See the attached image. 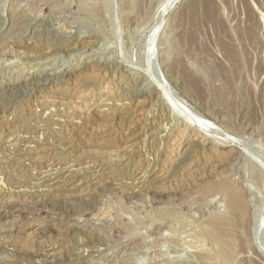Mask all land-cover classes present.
I'll return each instance as SVG.
<instances>
[{"label":"rangeland","instance_id":"rangeland-1","mask_svg":"<svg viewBox=\"0 0 264 264\" xmlns=\"http://www.w3.org/2000/svg\"><path fill=\"white\" fill-rule=\"evenodd\" d=\"M0 117V264H264V0H0Z\"/></svg>","mask_w":264,"mask_h":264},{"label":"bare ground","instance_id":"bare-ground-1","mask_svg":"<svg viewBox=\"0 0 264 264\" xmlns=\"http://www.w3.org/2000/svg\"><path fill=\"white\" fill-rule=\"evenodd\" d=\"M176 1V0H175ZM178 1V0H177ZM171 6V5H170ZM173 6V5H172ZM170 8V7H169ZM168 8V9H169ZM256 17V16H255ZM255 19V18H254ZM258 19V18H257ZM259 20V22H260V19H258ZM255 21V20H254ZM253 21V23H255ZM258 22V21H257ZM256 22V23H257ZM254 25V24H253ZM256 26V25H255ZM69 35V34H68ZM78 37V36H77ZM82 41H83V39H82ZM83 45V44H82ZM91 45V44H90ZM81 47V46H80ZM83 47V46H82ZM51 48H54V47H52L51 46ZM58 48V47H57ZM62 48V47H61ZM84 48V47H83ZM60 49V48H59ZM81 49V48H80ZM52 50V49H51ZM45 51V50H44ZM42 53H43V51H42ZM45 53L47 54L48 53V51H45ZM39 54V53H38ZM41 54V53H40ZM42 55V54H41ZM234 56V55H233ZM34 57V56H33ZM50 57V56H49ZM46 58V57H45ZM235 59H236V57H234ZM42 60H43V58H42ZM48 60V59H47ZM88 63V62H87ZM92 63V62H91ZM48 65V64H47ZM131 65V64H130ZM134 66H135V64H134ZM32 67V66H31ZM42 67V66H41ZM103 67V66H102ZM43 68V67H42ZM31 69V68H30ZM41 69V68H40ZM55 70V69H54ZM129 70H132V72H134V74H137V75H139L140 76V71H139V69H135V67L134 68H132V67H130L129 66ZM183 74H184V77H185V82H187V87H188V92L191 94V96H192V92L194 93V91L196 90V86H197V82H195L194 80H191L190 78H189V76H188V70L186 69V68H183ZM125 71V70H124ZM145 71V70H144ZM53 72V71H52ZM52 72H50V73H52ZM56 72V71H55ZM108 72V71H107ZM45 73V72H44ZM115 73V72H114ZM127 73H129V72H127ZM131 74V73H130ZM143 74V73H142ZM40 75V74H39ZM42 75V74H41ZM63 75V74H62ZM143 76V75H142ZM153 78L154 77H156V76H152ZM135 78V77H134ZM152 78V79H153ZM156 79V78H155ZM36 80V79H35ZM132 80H134V79H132ZM154 80V79H153ZM157 80H159V79H157ZM22 81V80H21ZM21 81H20V83H21ZM184 81V80H183ZM130 82V81H129ZM133 82V81H132ZM147 82V81H146ZM155 82V81H154ZM160 82V81H159ZM162 82V81H161ZM164 82V81H163ZM163 82H162V85H164L163 84ZM152 83V82H151ZM150 84V83H149ZM156 84H157V82H156ZM143 85V84H142ZM141 85V86H142ZM36 86V85H35ZM147 86V85H146ZM150 86V85H149ZM157 86V85H156ZM159 86H161V85H159ZM27 87H29V86H27ZM155 87V86H154ZM163 87V86H162ZM161 87V88H162ZM166 87V86H165ZM139 88V87H138ZM141 88V87H140ZM147 88V87H146ZM184 88V87H183ZM21 89V88H20ZM132 89V88H131ZM130 89V90H131ZM142 89V88H141ZM141 89H139V90H141ZM150 89V88H149ZM165 89V88H164ZM136 90V89H135ZM146 90H148V89H146ZM153 90H154V88H153ZM165 90H167V89H165ZM26 91V90H25ZM138 90H136V92H137ZM152 91V90H151ZM157 92H158V90H156ZM31 92V91H30ZM135 92V93H136ZM143 92V91H142ZM148 92V91H147ZM152 92H155V91H152ZM152 92H150V93H152ZM162 92V91H161ZM161 92H159V95H160V93ZM170 92V91H169ZM130 93V92H129ZM132 93V92H131ZM140 93V92H139ZM187 93V92H186ZM188 93V94H189ZM143 94V93H142ZM167 94V93H166ZM171 94V93H170ZM175 94V93H174ZM158 95V96H159ZM108 96V95H107ZM133 96H134V94H133ZM147 96H148V94H147ZM151 96V95H150ZM168 96V95H167ZM121 97V96H120ZM135 97V96H134ZM176 97V96H175ZM179 97V96H178ZM145 98V97H144ZM106 99V98H105ZM119 99V98H118ZM126 99H128V98H126ZM123 100V99H122ZM190 100V99H189ZM146 101V100H145ZM183 101V100H182ZM181 102V101H180ZM196 102V101H195ZM146 103V102H145ZM155 103H157V102H155ZM179 103V102H178ZM186 103V102H185ZM162 104V103H161ZM188 104V103H187ZM195 104V103H194ZM151 105V104H150ZM155 105H157V104H155ZM181 105V104H180ZM179 105V106H180ZM122 106V105H121ZM132 106H134V105H132ZM163 107V106H162ZM168 107H169V105H168ZM7 108V107H6ZM151 109V108H150ZM4 110V109H3ZM9 110V109H8ZM130 110V109H129ZM128 110V111H129ZM108 111V110H107ZM112 111V110H111ZM110 111V112H111ZM185 112V111H187V110H182V112ZM7 112V111H6ZM123 112V111H122ZM151 113V112H150ZM205 113V112H204ZM4 114V113H3ZM2 114V115H3ZM93 114H94V112H93ZM182 114V113H181ZM186 114V113H185ZM99 115V114H98ZM176 115V114H175ZM188 115V114H187ZM74 116V115H73ZM101 116V115H100ZM114 116V115H113ZM199 116V115H198ZM201 116V115H200ZM4 117V116H3ZM110 117V116H109ZM112 117V116H111ZM209 117V116H208ZM221 117V116H220ZM1 118V117H0ZM98 118V117H97ZM188 118V117H187ZM201 118V117H200ZM102 119V118H101ZM100 120V119H99ZM148 120V119H147ZM180 120H181V118H180ZM206 120V119H205ZM76 121V120H75ZM79 121V120H78ZM190 121V120H189ZM195 121H198V120H195ZM194 121V123H196ZM222 121V120H221ZM204 122V121H203ZM212 122V121H211ZM214 122V121H213ZM149 123V122H148ZM199 123V122H198ZM197 123V124H198ZM206 123V122H205ZM210 123V122H209ZM209 123H208V125H209ZM224 123V122H223ZM153 124V123H152ZM190 124V123H189ZM193 124V123H192ZM173 125V124H172ZM196 125V124H195ZM194 125V126H195ZM201 124H199V126H200ZM207 125V124H206ZM231 125V124H230ZM198 126V125H197ZM196 126V127H197ZM201 126H203V125H201ZM196 127H195V129H196ZM204 127H206L207 128V126H204ZM203 127V128H204ZM173 128V127H172ZM183 128V127H182ZM189 128V127H188ZM200 128V127H199ZM198 128V129H199ZM220 128V127H219ZM147 129V128H146ZM157 129V128H156ZM159 129V128H158ZM208 129L209 128H207V131H208ZM211 129H213V128H211ZM180 130V129H179ZM225 130V129H224ZM160 131V130H159ZM170 131V130H169ZM193 131V130H192ZM201 131V130H200ZM204 131V130H203ZM205 131H206V129H205ZM204 131V132H205ZM212 131H210V133H211ZM214 132V131H213ZM212 132V133H213ZM168 133V132H167ZM198 133V132H197ZM209 133V132H208ZM214 133H216V132H214ZM146 134V133H145ZM151 134V133H150ZM152 134H154V133H152ZM190 134V133H189ZM138 135V134H137ZM160 135V134H159ZM192 135V134H191ZM205 135V134H204ZM226 135V134H225ZM227 135H228V133H227ZM139 136V135H138ZM134 137V136H133ZM153 137V136H152ZM169 137V136H168ZM129 138V137H128ZM184 138V137H183ZM152 139V138H151ZM182 139V138H181ZM191 139V138H190ZM194 139V138H193ZM211 139V138H210ZM226 139V138H225ZM231 139V138H230ZM208 140V139H207ZM234 140V139H233ZM169 141V140H168ZM185 141V140H184ZM209 141V140H208ZM232 141V140H231ZM238 141V140H237ZM236 141V142H237ZM179 142H181V141H179ZM221 142V141H220ZM233 142V141H232ZM239 142V141H238ZM193 143V142H192ZM206 143V142H205ZM226 143V142H225ZM183 144V143H182ZM215 144V143H214ZM224 144V143H223ZM234 144H236V143H234ZM241 144H243V143H241ZM113 145V144H112ZM180 145V144H179ZM238 145V144H237ZM239 145H240V143H239ZM238 145V146H239ZM132 146V145H131ZM184 146V145H183ZM243 146V145H242ZM205 147V146H204ZM215 147V146H214ZM217 147V146H216ZM218 148V147H217ZM216 148V149H217ZM239 148H241V147H238V150H239ZM232 149H234V148H232ZM241 149H243V148H241ZM186 150V149H185ZM212 150V149H211ZM237 150V151H238ZM179 151V150H178ZM227 151V150H226ZM82 152V151H81ZM85 152V151H84ZM117 152V151H116ZM189 152H191V151H189ZM196 152V151H195ZM200 152V151H199ZM230 152V151H229ZM243 152V151H242ZM241 152V153H242ZM111 153H112V151H111ZM181 153V152H180ZM183 153V152H182ZM234 153V152H233ZM237 153V152H236ZM184 154V153H183ZM182 154V155H183ZM221 154V153H220ZM124 155V154H123ZM191 155V154H190ZM193 155V154H192ZM207 155V154H206ZM222 155V154H221ZM213 156V155H212ZM242 156V155H241ZM175 157H177L178 158V156H175ZM214 157V156H213ZM223 157V156H222ZM180 158H182V157H180ZM189 158V157H188ZM219 158V157H218ZM238 158V157H237ZM186 159V158H185ZM227 159V158H226ZM226 159H224V160H226ZM177 160V159H176ZM180 160V159H179ZM184 160V159H183ZM217 160V159H216ZM223 159L222 160H220L219 162H216L215 161V163H217V165L216 164H214V165H216V167H219V168H221V167H225L224 165H225V161H224ZM199 161V160H198ZM230 161V160H229ZM236 161V160H235ZM262 162V161H261ZM207 163V162H206ZM208 164V163H207ZM47 165V164H46ZM178 165V164H177ZM205 165V164H204ZM57 166V165H56ZM61 166V165H60ZM183 166V165H182ZM213 166V165H212ZM227 166H230V165H227ZM235 166V165H234ZM159 167V166H158ZM197 167V166H196ZM253 167H255L254 165H253ZM51 168V167H50ZM54 168V167H53ZM61 168V167H60ZM165 168V167H164ZM210 168V167H209ZM256 168H257V166H256ZM63 169V168H62ZM172 169V168H171ZM174 169V168H173ZM196 169V168H195ZM203 169V168H202ZM212 169V168H211ZM253 169V168H252ZM44 170V169H43ZM70 170V169H69ZM81 170V169H80ZM204 170V169H203ZM219 170V169H218ZM222 170H224V169H222ZM46 171V170H45ZM48 171V170H47ZM71 171V170H70ZM167 171V170H166ZM171 171V170H170ZM181 171V170H180ZM202 171V170H201ZM211 171V170H210ZM215 171V170H214ZM50 172V171H49ZM63 172V171H62ZM68 172V171H67ZM157 172V171H156ZM169 172V171H168ZM173 172V171H172ZM188 172H190V171H188ZM45 173H47V172H45ZM58 173V172H57ZM74 173V172H73ZM160 172H158V174H159ZM162 173V172H161ZM171 173V172H170ZM191 173V172H190ZM193 173V172H192ZM196 173V172H195ZM199 173V172H198ZM205 173V172H204ZM86 174V173H85ZM154 174V173H153ZM166 173H164V175H165ZM264 174V173H263ZM44 175V174H43ZM49 175V174H48ZM71 175V174H70ZM77 175H79V174H77ZM156 175V174H155ZM199 175V174H198ZM82 176V175H81ZM84 176V175H83ZM167 176V175H166ZM222 176V175H221ZM51 177V176H50ZM75 177V176H74ZM73 177V178H74ZM258 177V176H257ZM81 178V177H80ZM85 178V177H84ZM88 178V177H87ZM152 178V177H151ZM159 178V177H158ZM218 178V177H217ZM223 178V177H222ZM46 179V178H45ZM44 179V180H45ZM83 179V178H82ZM86 179V178H85ZM228 179V178H227ZM226 179V180H227ZM36 180V179H35ZM54 180V179H53ZM66 180V179H65ZM158 180V179H157ZM161 180V179H160ZM232 180V179H231ZM70 181H71V179H70ZM156 181V180H155ZM176 181V180H175ZM223 181V180H222ZM42 182V181H41ZM86 182H87V180H86ZM37 183V182H36ZM39 183V182H38ZM91 183V182H90ZM35 184V183H34ZM40 184H42V183H40ZM39 184V185H40ZM45 184V183H44ZM67 184V183H66ZM65 184V185H66ZM73 184V183H72ZM77 184V183H76ZM21 185V184H20ZM48 185V184H47ZM51 185V184H50ZM156 185V184H155ZM163 185V184H162ZM45 186V185H44ZM69 186V185H68ZM27 187V186H26ZM52 187V186H51ZM81 187V186H80ZM223 190H225V192H227V194H228V196H227V198L229 197V200H228V207H226L227 208V210H226V213L225 214H223V215H221L222 217H220V220L219 219H217L216 221H213L212 223L210 222L209 224L211 225L210 227V229H208V230H211L210 232H211V234H212V236L217 240L216 242L220 245H217V246H219L218 248L220 249L221 248V250H222V253H223V255H224V257H229V255H231L232 256V253L234 252V250L237 248L238 249V246H240L242 243V241L240 242L241 244H237V243H235V237H237L238 236V231L240 230V229H242V231H243V229H246V227H247V211H246V207H245V204L243 203V192H242V190L239 188V187H237V185H234V183H232V182H229V181H223L222 182V184H221V186H220ZM70 188H72V187H70ZM90 188V187H89ZM213 188V187H212ZM220 188V189H221ZM56 189V188H55ZM63 189V188H62ZM159 189V188H158ZM49 190V189H48ZM83 190V189H82ZM91 190V189H90ZM219 190V189H218ZM20 191V190H19ZM44 191V190H43ZM247 191V190H246ZM9 192V191H8ZM51 192V191H50ZM5 193V192H4ZM7 193V192H6ZM20 193V192H19ZM45 193V192H44ZM160 193V192H159ZM10 194V193H9ZM25 194V193H24ZM38 194V193H37ZM36 194V195H37ZM65 194V193H64ZM82 194V193H81ZM245 194V193H244ZM54 195V194H53ZM71 195V194H70ZM74 195V194H73ZM40 196V195H39ZM56 196H57V194H56ZM62 196V195H61ZM79 196V195H78ZM66 197H68V195L66 196ZM72 197V196H71ZM64 198V197H63ZM89 199V198H88ZM247 200V199H246ZM64 201V200H63ZM81 201V200H80ZM65 202V201H64ZM9 203V202H8ZM247 204V203H246ZM3 214V213H2ZM1 214V215H2ZM5 216V215H4ZM1 217V216H0ZM216 218V217H215ZM45 222V221H44ZM47 222V221H46ZM43 224V223H42ZM209 224H207L208 225V227H209ZM63 228H66V227H63ZM62 228V229H63ZM52 228L50 227V226H48L47 224H43V225H40V226H38L37 228H35V230L33 231V233H39V232H44V231H50ZM59 229H61V228H59ZM68 229V228H67ZM239 229V230H238ZM52 231V230H51ZM241 231V232H242ZM246 231V230H245ZM64 232V231H63ZM63 232H62V230H60V233L59 234H63ZM67 232V231H66ZM240 232V231H239ZM240 232V233H241ZM248 232V231H247ZM58 233V232H57ZM68 233V232H67ZM67 233H65V235L67 234ZM4 235V234H3ZM33 235V234H32ZM38 235V234H37ZM58 235V234H57ZM60 235V236H61ZM64 235V236H65ZM245 236V235H244ZM240 237V236H239ZM244 238V237H243ZM239 239V238H238ZM237 240V239H236ZM240 240H241V238H240ZM243 243H245V241H243ZM236 249V250H237ZM220 252V251H219ZM235 253V252H234ZM220 257V256H219ZM239 257V256H238ZM53 258V257H52ZM207 258V257H206ZM221 258V257H220ZM223 258V257H222ZM58 260V259H57ZM208 260V259H207ZM53 261H55V260H53ZM227 261H229V260H227ZM14 263V262H13ZM16 263V262H15ZM55 262H50V264H54Z\"/></svg>","mask_w":264,"mask_h":264}]
</instances>
